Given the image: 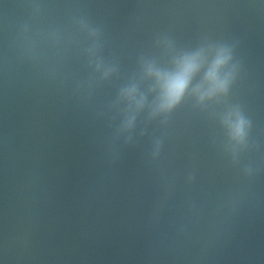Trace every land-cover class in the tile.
<instances>
[{
	"label": "water",
	"instance_id": "95a60500",
	"mask_svg": "<svg viewBox=\"0 0 264 264\" xmlns=\"http://www.w3.org/2000/svg\"><path fill=\"white\" fill-rule=\"evenodd\" d=\"M0 264H264V0H0Z\"/></svg>",
	"mask_w": 264,
	"mask_h": 264
},
{
	"label": "clouds",
	"instance_id": "9594fccd",
	"mask_svg": "<svg viewBox=\"0 0 264 264\" xmlns=\"http://www.w3.org/2000/svg\"><path fill=\"white\" fill-rule=\"evenodd\" d=\"M184 84L185 82L184 81H180L176 86H175V89L172 93V96H173V102H175L179 96L182 94V89L184 87ZM242 123V122H241ZM239 131H242V128L239 129Z\"/></svg>",
	"mask_w": 264,
	"mask_h": 264
}]
</instances>
